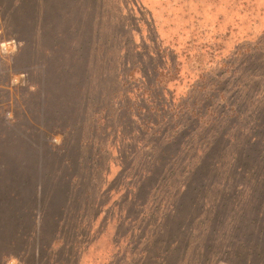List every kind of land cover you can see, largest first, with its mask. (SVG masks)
I'll return each instance as SVG.
<instances>
[{
  "label": "rangeland",
  "instance_id": "374dc122",
  "mask_svg": "<svg viewBox=\"0 0 264 264\" xmlns=\"http://www.w3.org/2000/svg\"><path fill=\"white\" fill-rule=\"evenodd\" d=\"M56 32L89 54L81 67L89 78L90 118L96 93L100 103L102 92H117L113 98L119 99L107 113L111 129L97 125L96 140L103 139L105 147L101 168L94 171L101 173L100 183L90 186L86 178L91 199L81 200L93 206L68 224L64 245L54 249L60 260L264 264V146L248 173L232 154L245 148L264 108V0H0L5 120L29 125L36 118L40 98L32 85L47 77L30 70L46 60L49 68L44 64L41 70L52 72L55 63L43 56L41 43ZM23 38L36 45L21 55ZM144 84H152L154 97L172 102L154 130L143 123L149 122L145 110L142 117L136 112L138 106L155 109L136 100L135 90ZM183 104L188 114L171 121ZM193 104L200 115L189 114ZM226 133L236 134V142L224 138ZM63 136L58 132L52 141L59 145ZM172 137L177 141L171 149ZM167 149L177 157L168 160ZM207 153L210 168L187 190ZM190 198L184 217L177 209ZM0 264L25 263L12 256Z\"/></svg>",
  "mask_w": 264,
  "mask_h": 264
},
{
  "label": "trees",
  "instance_id": "16d2710c",
  "mask_svg": "<svg viewBox=\"0 0 264 264\" xmlns=\"http://www.w3.org/2000/svg\"><path fill=\"white\" fill-rule=\"evenodd\" d=\"M47 40L48 44L43 39L41 52L44 57L47 55L51 63H55L51 66L52 72L49 74L46 60L39 66L33 64V69L31 66L28 68L43 72L47 77L44 82L32 85L36 89L32 94L40 98L36 104V118H30L34 120L29 125L17 118L7 121L0 109V261L14 256L25 264L33 259L44 264H65L54 249L64 245L68 224L70 226V223L83 219L82 215L89 214L88 208L93 206L88 202L83 203L91 199L85 179L90 180V186L100 183L101 173L99 175L94 171L101 168V154L105 147L101 146L103 139L96 140L97 125L104 126L106 132L111 129L108 119L112 115L107 113L114 108L113 102L119 100L113 98L117 92L111 96H105L102 92L100 98L105 100L100 103L99 94L96 93L90 118L87 110L89 99L85 91V82L89 78L81 67L87 64L89 54L84 47H76V42H66L60 32ZM22 41V48L19 49L21 55L29 49L34 51L36 43L30 44L24 38ZM62 46L70 48L64 49ZM138 55L141 56V52ZM44 64L48 67L46 72L41 70ZM135 91L140 105H155V109L138 106L136 112L139 117L143 116L141 109H144L149 121L143 120V123L150 125L151 130L158 128L160 122L163 125L167 115L165 109L172 110V102H164L161 96L154 97L152 84L141 85ZM194 105L189 114L195 112L200 115V110H196ZM179 108V116H170L171 121L172 118L188 114L184 104ZM129 110L132 111L131 108ZM150 112L154 117L149 115ZM126 117L122 116V120ZM254 122L245 148L239 154L232 152L234 156L238 155V163L246 173L249 171L248 165L260 157V148L264 146V108L258 112ZM58 132L64 135L59 145L52 141ZM158 134L161 136L163 132ZM223 137L236 142V134L226 133ZM168 141L172 149L177 137ZM171 153L168 149L164 152L165 156H169L168 160L177 157ZM203 158L187 190L195 185L196 178L201 180L206 175L205 169L210 168V165L206 167L205 162L211 158L209 153ZM160 162H164V159H157V164ZM83 173L89 175L86 177ZM192 205L190 198L177 210L180 212L182 209L184 217H187ZM77 230L74 226V231Z\"/></svg>",
  "mask_w": 264,
  "mask_h": 264
}]
</instances>
